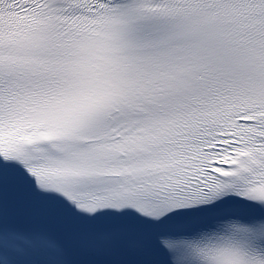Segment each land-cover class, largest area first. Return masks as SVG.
I'll return each mask as SVG.
<instances>
[{
    "label": "snow or ice",
    "instance_id": "snow-or-ice-1",
    "mask_svg": "<svg viewBox=\"0 0 264 264\" xmlns=\"http://www.w3.org/2000/svg\"><path fill=\"white\" fill-rule=\"evenodd\" d=\"M0 264H264V0H0Z\"/></svg>",
    "mask_w": 264,
    "mask_h": 264
}]
</instances>
